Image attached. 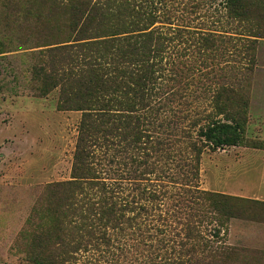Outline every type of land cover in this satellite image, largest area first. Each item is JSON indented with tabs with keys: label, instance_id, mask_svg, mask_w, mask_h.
I'll return each instance as SVG.
<instances>
[{
	"label": "trees",
	"instance_id": "trees-1",
	"mask_svg": "<svg viewBox=\"0 0 264 264\" xmlns=\"http://www.w3.org/2000/svg\"><path fill=\"white\" fill-rule=\"evenodd\" d=\"M203 1L56 0L60 31L44 44L45 57L32 74L39 79L40 93L57 89V108L81 111V118L70 179L43 190L49 216L39 232L31 233L29 264H82L81 259L108 255L113 260L128 240L136 241L135 248L148 264H214L215 259L223 263L236 251L209 244L199 225L214 224L212 235L218 238L225 219L264 223V200L206 191L192 183L201 145L215 150L247 144L236 117L206 120L195 132L201 143L187 141L189 155L182 165L188 183L177 197V203L187 208V222L176 242L156 237L163 231L153 223L154 202L160 197L155 188L141 183L143 173L156 170L147 158L153 152L163 156L162 150L167 154L180 142L152 134L153 102L158 103L163 92L164 72L170 74L167 80H180L184 97L194 80L208 72L205 60L213 61L224 37L230 47L237 39L232 32L241 34L238 39L246 45L263 35L261 22L252 16L264 11V0H223L221 16L227 19L214 28H203L197 21ZM191 48L203 56L198 64H187ZM186 71L191 74L183 75ZM210 91L215 106L220 96L237 95L221 85ZM124 171L132 174L124 177ZM252 255L263 259L264 251Z\"/></svg>",
	"mask_w": 264,
	"mask_h": 264
},
{
	"label": "rangeland",
	"instance_id": "rangeland-1",
	"mask_svg": "<svg viewBox=\"0 0 264 264\" xmlns=\"http://www.w3.org/2000/svg\"><path fill=\"white\" fill-rule=\"evenodd\" d=\"M222 1H203L197 20L203 28L224 24L227 18L221 16L225 12ZM252 17L261 22L263 35L246 45L238 39L241 34L232 32L237 39L230 47L224 37L213 61L205 60L208 72L194 80L188 95H181L180 80H167L170 74L164 72L163 92L158 103L153 102L152 134L180 142L167 154L162 150L163 156L153 152L147 160L156 170L143 173L145 179L141 180L160 197L153 211L154 227L163 229L156 232L157 238L176 242L182 237L187 208L177 203V197L181 198L183 184L188 183L182 159L189 155L188 140L201 143L195 132L206 120L238 118L247 144L215 150L201 145L197 177L192 183L206 191L264 200V11ZM59 24L56 0H0V264H29L31 233L39 232L49 216L43 190L70 179L81 111L58 109V90L40 93L39 79L32 74V68L40 66L45 57L44 44L60 31ZM231 31H237L236 27ZM191 52L187 64H198L203 56L198 57L193 48ZM171 58L177 60L174 55ZM190 74L186 71L183 75ZM215 85L234 89L237 95L230 99L222 95L215 106L210 91ZM146 145L153 147V143ZM130 171H124V177L130 176ZM224 222L218 238L212 235L214 224L198 226L200 235L212 246L236 251L228 261L215 259L214 264H264V258L252 255L264 251V223L234 217ZM127 242L116 259L109 260L108 255L100 260L81 259L80 263L148 264L135 248L136 241Z\"/></svg>",
	"mask_w": 264,
	"mask_h": 264
}]
</instances>
